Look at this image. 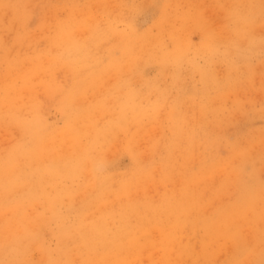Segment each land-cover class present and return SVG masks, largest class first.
I'll return each instance as SVG.
<instances>
[{
  "label": "rangeland",
  "instance_id": "rangeland-1",
  "mask_svg": "<svg viewBox=\"0 0 264 264\" xmlns=\"http://www.w3.org/2000/svg\"><path fill=\"white\" fill-rule=\"evenodd\" d=\"M0 264H264V0H0Z\"/></svg>",
  "mask_w": 264,
  "mask_h": 264
}]
</instances>
